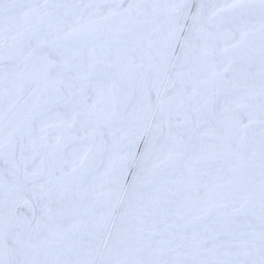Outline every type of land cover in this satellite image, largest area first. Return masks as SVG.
Listing matches in <instances>:
<instances>
[{"label": "snow or ice", "instance_id": "1", "mask_svg": "<svg viewBox=\"0 0 264 264\" xmlns=\"http://www.w3.org/2000/svg\"><path fill=\"white\" fill-rule=\"evenodd\" d=\"M0 264H264V0H0Z\"/></svg>", "mask_w": 264, "mask_h": 264}]
</instances>
